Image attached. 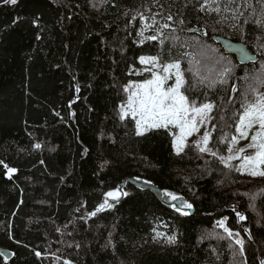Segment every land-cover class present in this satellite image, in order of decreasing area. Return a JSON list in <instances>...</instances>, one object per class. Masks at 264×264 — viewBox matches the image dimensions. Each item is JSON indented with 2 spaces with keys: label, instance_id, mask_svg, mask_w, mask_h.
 Instances as JSON below:
<instances>
[{
  "label": "trees",
  "instance_id": "1",
  "mask_svg": "<svg viewBox=\"0 0 264 264\" xmlns=\"http://www.w3.org/2000/svg\"><path fill=\"white\" fill-rule=\"evenodd\" d=\"M209 2L17 0L11 5L0 0V264L264 260V179L229 172L216 158H201L194 147L177 157L167 132L137 136L135 121L120 118L125 87L141 77L132 72L140 56L179 61L192 86L186 93L190 99L215 104L206 125L207 130L215 126L209 146L226 155L218 141L233 134L241 93L251 94V87L264 91V27L252 22L250 8L231 19L232 12L224 10L227 0H218L219 14L201 11ZM252 3L258 11L259 4ZM139 14L170 25L163 44L140 43ZM168 15L173 19L166 20ZM215 33L245 41L259 59L240 63L211 38ZM225 66L238 67L221 84ZM202 77L207 79L200 83ZM198 139L190 137L189 144ZM4 165L16 171L8 173ZM128 177L162 193L128 180L121 186ZM117 188L128 195L109 199L112 208L90 215L104 194ZM166 191L181 199L172 200ZM181 200L193 204V210L185 209L188 216L176 210ZM236 211L246 220L239 221ZM225 217L244 240L243 253L219 226ZM156 229L175 234L176 243L157 247Z\"/></svg>",
  "mask_w": 264,
  "mask_h": 264
},
{
  "label": "snow or ice",
  "instance_id": "2",
  "mask_svg": "<svg viewBox=\"0 0 264 264\" xmlns=\"http://www.w3.org/2000/svg\"><path fill=\"white\" fill-rule=\"evenodd\" d=\"M4 2L11 5L17 4V0H4ZM103 2L107 3L108 0H103ZM211 2L217 6L211 7L209 5L205 8L204 5H201L200 10L219 14L221 8L218 0H211ZM256 2L259 4L258 11L252 0H242L241 3H237V0H227L224 10L231 11V19L237 20L243 17L245 11L250 8L251 14L256 17L252 22L257 27H264V0H256ZM93 7H96V5L93 4ZM172 19V15L166 17V20L170 21ZM157 23L153 18V24ZM248 23L247 19L243 20V24ZM150 27L151 25H145V28ZM169 27L168 23H164L159 26L157 31L162 34V29ZM138 35L143 37V31ZM144 39L156 41L159 36L151 35ZM144 39H141L140 43H143ZM160 43L163 44V40H160ZM139 63L144 65L142 72L150 73L151 78L145 79L142 83L127 85L124 89L128 93L127 101L120 108V118L122 120L130 116L135 121L137 136H143L153 130H164L172 137L171 147L177 157L184 154L186 148L194 147L201 158L205 154L210 155L216 158L229 172L235 171L242 176L264 179V91L251 87V94L248 91L241 93L237 115L233 121L234 134L230 136L222 135L218 141V143L225 145L227 151V155H225L219 148L209 146L212 139L211 133L215 130V126L212 130H205L200 139L192 141L191 145L189 144V138L199 133L200 129L213 119L211 113L215 108V104L212 102L198 103L196 100L190 99L186 93L192 86L188 85L185 79L184 72L181 70V63L179 61L162 63L160 55L140 56ZM235 67L238 66H225L220 72L221 79L219 83H226L225 78L234 74ZM261 67L264 68V64ZM195 75H199V72L197 71ZM206 79L207 77H202L200 83H203ZM261 83L264 84V81H261ZM77 91H79L78 86ZM231 91L235 93L237 91L236 87L233 86ZM242 141H247V143L242 144ZM35 147L40 148L41 145L36 144ZM233 161L239 163L234 164ZM2 163L0 161V164ZM4 166L7 168L8 173L16 171L14 168H8L7 165ZM164 194L172 200L181 199L172 192L166 191ZM104 195V201L90 215L95 216L97 212L112 208L114 205L109 203V199L119 201L121 196H127L128 193H121L117 188L106 192ZM255 198V195L250 197V199ZM175 207L181 215L188 216L189 212L185 209L191 210L193 204L181 200V203ZM233 210L235 211V208ZM236 216L239 221L246 220V216L239 211H236ZM226 221L227 217L220 220L218 222L219 226L229 238L235 237V244L240 246L239 250L243 253L244 240L240 238L239 232H233L226 225ZM245 231L249 230L245 229ZM160 236L161 234L157 233L153 239L155 240ZM249 239H251V233H249ZM165 242L169 245L174 244L176 243V237L167 236ZM35 255L39 257L41 253L36 252ZM65 264H72V262L66 260ZM260 264H264V260H261Z\"/></svg>",
  "mask_w": 264,
  "mask_h": 264
},
{
  "label": "water",
  "instance_id": "3",
  "mask_svg": "<svg viewBox=\"0 0 264 264\" xmlns=\"http://www.w3.org/2000/svg\"><path fill=\"white\" fill-rule=\"evenodd\" d=\"M190 30L193 31L195 30V28L191 27ZM211 38L215 42L220 43V45L222 46V48L224 49L226 53L234 54L240 63L256 62L259 59L258 55L255 52H253L248 47L247 43L243 40L233 39L229 36H224V35L217 34V33L212 34ZM127 180L139 185L140 187L150 188L151 190L155 191L158 195L162 193V191L155 185L139 181L137 179H134L133 177H128L124 179L120 183L121 186H123L127 182ZM1 252L4 253L7 257L11 256V252L6 248H2Z\"/></svg>",
  "mask_w": 264,
  "mask_h": 264
},
{
  "label": "rangeland",
  "instance_id": "4",
  "mask_svg": "<svg viewBox=\"0 0 264 264\" xmlns=\"http://www.w3.org/2000/svg\"><path fill=\"white\" fill-rule=\"evenodd\" d=\"M209 5L211 7H214V4L212 2H209L208 3V6ZM139 15H140V20H141V24H140L139 31L140 32L143 31V37L140 36V41H141V39H144V38H146L148 36H151V35H158L159 36V39L158 40H163L165 29H162V34H160V32H158L157 29L159 28L160 25H162V24H164L166 22H163L159 16L156 17L155 15H148V14H139ZM142 16H143V18H142ZM153 18L158 22L157 24H153ZM146 24L147 25H151V26H154L155 25V28H154L155 31L154 32H150L151 27L150 28H145V25ZM145 40L146 39H144V41ZM143 68H144V65H141V64L138 67H133L132 72L135 75H140L141 77L136 78L132 83H142L145 79H150L151 78L150 73H148V72H142V69ZM170 83H171V81H170ZM205 130H207V127L206 126L203 127V129H200V132L197 133V134H194L192 137L195 136V138L198 137L200 139V136L203 134V132ZM232 132L234 134V127H233V131ZM244 143H247V141H242V144H244ZM226 155H227V153H226ZM236 162H238V161H236ZM157 233H160L161 236L158 237L157 239H155V240L153 239V240H154V244L157 247H159V248H164V247H166V246L169 245V244H167L165 242V238L167 236H175V234H169L168 232H166L163 229H156L153 238L156 237V234Z\"/></svg>",
  "mask_w": 264,
  "mask_h": 264
}]
</instances>
